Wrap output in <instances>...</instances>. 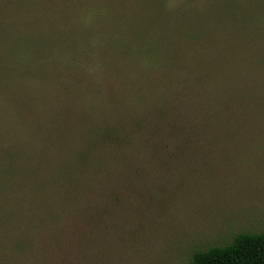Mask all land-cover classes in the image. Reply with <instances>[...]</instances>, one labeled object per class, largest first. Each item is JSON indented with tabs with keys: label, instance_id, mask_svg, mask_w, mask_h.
Here are the masks:
<instances>
[{
	"label": "rangeland",
	"instance_id": "1",
	"mask_svg": "<svg viewBox=\"0 0 264 264\" xmlns=\"http://www.w3.org/2000/svg\"><path fill=\"white\" fill-rule=\"evenodd\" d=\"M53 1L59 7L57 19H61L62 15V26L64 29L70 28L62 31V39L56 45L59 49L56 48L51 55L45 54L36 61L31 55L23 60L20 55L15 58L10 45L7 49V43L2 45L0 42V51L9 56V59L5 60L6 63L0 59L7 70L2 76L3 82L13 83L15 78L19 82L22 77L28 75L27 68H24L27 65H38L37 71L43 73L39 80L34 75L29 77L28 87H13L15 93L18 90L27 92L15 99V94L10 92L11 100L8 103L0 100L1 112H6L1 114L0 131L7 129L14 118L19 119V103L25 105V122L37 117L35 113L39 112V109L45 110L52 105L49 112L52 114L53 110L62 114L68 131L69 120H74L76 113L85 108L105 106L108 102L114 105V109H120L119 117H125L126 108L135 111L140 109L139 114L150 117V124L165 128L161 130L163 133L157 132L165 138H169L167 133H172L167 131L170 119H183L180 127L182 134L180 133L178 139L185 147L181 151L179 144L169 142L176 154L174 158L171 157V175L162 170L168 165L160 166L157 162L154 167L140 165L132 173L123 188L126 196L132 198L128 201L132 209L129 210L126 205L122 206L123 203L111 204L108 209L109 226L106 227L107 233L101 240L105 245L104 258H97L98 254H92L83 262L84 255L81 254L79 260L67 257L69 262L190 264L196 250L225 245L241 233H263L264 118L252 129L249 137L247 124L255 118L251 115V109L245 108L239 100L231 101L228 106L217 93V90L231 79L227 78L229 75L217 76L210 72L213 78L206 79L200 74L210 69H227L235 71L230 73V76L234 78L232 80L235 82V88L239 91L249 94L257 88H264V3L260 0H226L224 5L229 1L232 5L235 2L244 4L246 8L244 13L240 10L237 14L236 19H241L238 24L239 31L234 26L222 27L223 37L227 42L206 49L200 47L199 56L198 52L189 53V45L181 41L176 48L180 51L184 63L171 54L167 55L164 65H160L161 58L158 54L154 57L146 56L145 62L138 56L135 57L140 67L154 65L152 69L157 74L147 75L145 73L152 72L151 69L145 73L140 70L128 71L129 64L114 68L110 58L102 56V61L97 59V55L101 53L97 45L104 50L112 45L106 38L113 33L116 13L128 6L136 9L141 3L137 0H124L122 5V0ZM167 1L174 9H180L185 4V0ZM222 1L224 0H212L209 6L221 5ZM48 3L50 4L49 1H44L42 7ZM147 3L157 6L156 0H148ZM185 7L191 9L193 4H186ZM248 12L254 14L248 16L249 19L245 16ZM207 13L206 9L205 14ZM186 21H190V15H186ZM233 31L235 36H232ZM213 33L218 34L217 30H213ZM22 34L30 35V32ZM121 34H127V31ZM14 35L18 34L12 33V36ZM12 36L7 37L8 41L15 40ZM81 36L82 40H90L93 46L87 58L82 40L78 42ZM98 39L101 41L98 42ZM16 48V45L13 46L17 51ZM84 61L89 65H85ZM80 62L84 63V67H88L89 71L79 69L77 64ZM43 80L49 81L45 88ZM29 87L33 90L28 91ZM152 91L154 94L158 93L157 98ZM191 91L192 94L200 93L201 96L212 92L204 96L209 106L200 103V100L193 101ZM160 93L166 94L165 97L172 106L161 102ZM43 95L46 102L41 100ZM112 95L115 97L112 98L113 101ZM147 96L150 104L153 102L156 109L153 112H142V108H150L142 105L147 104ZM213 99L219 101L220 105L212 102ZM187 101L194 106L187 104ZM177 104L185 109L173 110L172 107ZM226 136L228 140L224 143ZM9 137L10 135L5 138L4 143H7ZM187 138L190 144H185ZM226 144L229 145L225 151ZM225 152L229 153L228 156ZM57 164L63 163L58 160ZM74 240L77 245H83L81 239L74 237ZM67 258L63 257L64 264H68Z\"/></svg>",
	"mask_w": 264,
	"mask_h": 264
},
{
	"label": "trees",
	"instance_id": "2",
	"mask_svg": "<svg viewBox=\"0 0 264 264\" xmlns=\"http://www.w3.org/2000/svg\"><path fill=\"white\" fill-rule=\"evenodd\" d=\"M44 1H49L50 4L42 7ZM147 1L137 0L141 3L140 7L135 9L128 6L116 13L113 33L106 38L112 45L105 50L97 45L101 52L97 59L102 61V56H105L111 59L114 68L129 64L128 71L140 70L145 73L151 69L152 72L145 74L156 75L157 72L152 69L153 64L151 67H140L135 57L138 56L145 62L146 56L154 57L158 54L161 58L160 65H164L167 55L171 54L184 63L180 51L176 48L178 43L182 41L188 44L189 53H197L200 47L206 49L226 43L222 27L234 26L239 31L238 24L241 19H236L237 14L240 10L242 13L246 10L244 4L239 5L236 2L232 5L228 1L224 5L226 0L222 1L221 5L214 6H209L212 0H185L180 9L171 8L167 0H156L157 6ZM260 2L264 3V0ZM186 4H193V7H185ZM57 12L59 7L53 0H0L1 44L6 42L5 48L9 49L10 45L15 58L20 55L23 60L30 55L34 61L45 54L51 55L62 39V31L70 29H64V18L61 15L58 20ZM186 15H190L189 22L186 21ZM252 15L254 14L248 12L245 16L249 19L248 16ZM213 30H217L218 34H214ZM126 31L127 34H121ZM26 32H30V35L22 34ZM233 32L232 36H235V31ZM12 33L18 35L12 36ZM11 36L15 40L10 39V42L7 37ZM81 40L82 36L78 42ZM89 41L84 38L81 42L85 47V58L89 55L90 48H93ZM100 41L98 39V42ZM15 45L17 51L13 49ZM66 45L71 47L70 44ZM0 59L6 63L5 60L7 61L9 56L0 51ZM2 61V102L5 100L8 103L11 93L15 94V99L27 92L18 90L15 93V85L17 88L22 85L28 87L29 77L34 75L38 80L42 78L43 73L37 71L38 65H27L24 68H27L28 75L22 77L19 82L17 78L13 83L3 82L2 76L7 70L4 69ZM84 63L89 65L87 61ZM84 63L76 64L82 71H89L88 67H84ZM210 72L217 76L227 74V78H231L217 90L228 106L231 101L239 100L245 108L251 109V115L255 118L247 124L250 137L252 129L264 118V88H257L249 94L239 91L235 88V82L232 80L234 78L230 76V73L235 71L227 69H210L200 75L206 79L213 78ZM47 83L49 81L43 80L44 88ZM32 87L35 89L34 85ZM30 90L33 89L29 87L28 91ZM152 93L154 94L153 91ZM211 93L207 92L201 96L200 93L192 94L191 91L192 100H200V103L209 106L204 96ZM160 94L161 102L172 106L165 97L166 94ZM154 95L157 98L158 93ZM112 98L115 97L112 95ZM41 100L45 101L46 97L43 95ZM147 100V104L142 105L150 108H142V112H153V102L150 104L148 96ZM211 101L220 105L215 99ZM189 103L194 106L187 101V104ZM24 106L19 103V119L14 118L7 129L0 131V264H64L63 257L79 260L81 254L84 255L83 262L92 254H98L97 258H104L105 245L101 240L107 233L106 227L109 226V207L111 204L123 203L122 206L126 205L129 210L132 209L128 203L132 198L126 196L123 188L138 166L154 167L155 162L160 166L166 164L168 167L162 170H166L168 175L172 174L169 166L173 161L171 157L174 158L176 154L170 146L176 143L180 145L181 151L185 148L181 144L183 142L178 139L180 133L182 134L180 127L183 119H170L167 131L172 133H167L169 138H165L164 135L157 134L165 128L150 124V117L139 114L140 109L135 111L126 108L125 117H119L120 109H114V105L106 102L105 106L85 108L76 113L73 116L75 119L69 120L67 131L63 115L58 111L55 113L52 110V114L49 112L52 105L45 110L39 109V112L35 113L37 117L32 120L30 118V122H25L27 114ZM33 106L36 107L35 104ZM172 109L183 110L185 107L177 104ZM2 113L6 112H1L0 109V124ZM8 135L10 137L7 143H4ZM137 135L139 136L136 138ZM227 140L226 136L224 143ZM188 141L189 138L185 144H190ZM228 145H225V151ZM225 154L228 156L229 153ZM58 160L63 164H57ZM74 237L81 239L83 245H77ZM67 261L71 264L68 258ZM190 264H264V232L241 233L225 245L196 250Z\"/></svg>",
	"mask_w": 264,
	"mask_h": 264
}]
</instances>
